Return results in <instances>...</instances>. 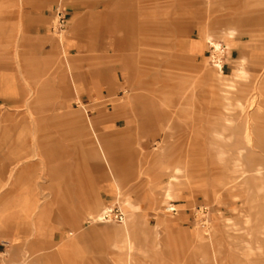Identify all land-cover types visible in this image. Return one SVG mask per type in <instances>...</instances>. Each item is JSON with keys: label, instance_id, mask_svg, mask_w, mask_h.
<instances>
[{"label": "rangeland", "instance_id": "rangeland-1", "mask_svg": "<svg viewBox=\"0 0 264 264\" xmlns=\"http://www.w3.org/2000/svg\"><path fill=\"white\" fill-rule=\"evenodd\" d=\"M40 4L60 5L71 19L64 32L52 30L54 43L35 68L22 69L21 105L0 108V211L10 201L21 226L14 245L5 244L11 235L0 231V264H118L126 254L104 250L113 249L109 236L122 224L96 219L118 206L128 221L130 209L117 202L113 178L119 195L136 201L138 237L152 249L138 264H264V0ZM224 17L233 21L229 28L236 26L230 48L220 30ZM208 22L211 40L202 53L182 54L173 44L176 25L182 40L201 41L199 26ZM50 24L54 29V19ZM251 33L261 34L253 46L259 53L248 59L249 78L240 79L225 111L219 80H232V58ZM215 45L223 46V61ZM78 59L79 71L73 68ZM64 73L82 87L76 90L71 77L63 84ZM90 122L107 135L112 174L92 137L75 134ZM221 151L225 166H254L260 180L250 172L238 181H245L241 189L227 186ZM17 162L20 183L5 185L3 171ZM173 182L174 199L164 204L161 189ZM8 191L13 195L6 200ZM26 201L32 203L27 212ZM76 238L86 249L82 256L69 250L63 260L49 258Z\"/></svg>", "mask_w": 264, "mask_h": 264}, {"label": "crops", "instance_id": "crops-1", "mask_svg": "<svg viewBox=\"0 0 264 264\" xmlns=\"http://www.w3.org/2000/svg\"><path fill=\"white\" fill-rule=\"evenodd\" d=\"M50 4H40L37 5V0H0V108H16L21 105V95L26 92L25 85L22 83L21 80V72L23 68H35V63L38 60H41L42 56L44 55V51L47 49V46H51L54 43V33L52 32L53 28L51 27L50 21L54 19V11L57 6H53L52 10H50ZM66 10V9H65ZM67 13L68 22L71 19V16L69 17V13ZM222 24L220 27L221 33L226 34V40L229 43V47L232 43H234L235 38L237 36L236 33V26L230 25L229 28L228 24L233 23L231 19L228 17H224L221 19ZM242 26H248L249 23L247 22H241ZM208 23L206 25L202 26V24L199 26L200 30L203 33V40L201 41H195V40H182L181 34L179 33V25H176L173 27L175 30H178L173 32V44L177 45L179 48V51L182 54H200L203 52V49L206 45V42L211 40V33L209 32ZM232 31L234 33L233 37L229 38L227 33L229 31ZM250 43L242 44L241 51L238 52V55L236 58H232L233 67H232V76L235 79L236 78V85L240 83V79L247 80L249 78V71L246 69V63L248 62V59L251 56H254V54H258L259 50L254 48V43L257 40V38L261 37V34H253L250 35ZM63 42V40H62ZM125 44V42H124ZM64 48V53L66 54V48ZM227 49V48H226ZM229 55L232 57L233 53H229ZM210 58V56L208 57ZM81 59L76 60L73 64V68L77 71H79L82 68ZM21 63H28V66H22ZM230 64V63H229ZM228 64V65H229ZM71 70V68H70ZM240 75V76H239ZM223 76H229V75H223ZM70 77L72 80V83L75 87V89H80L82 87V83L77 80H75L73 74L69 76L68 74H63L62 83L68 84L70 83ZM79 77V76H78ZM247 77V78H246ZM240 78V79H239ZM238 79V80H237ZM219 80V79H218ZM222 85V89L219 94V102L224 107V89H223V82L219 80ZM235 85V87H236ZM65 102H59V106L63 107L65 106ZM75 134L77 137L82 136H91L93 139V142L97 144V147L99 149V153L105 164L107 165L110 173H113V170L111 168V164L109 161V155L110 152L107 150V146H105V142H107V135H99L94 129L90 122V128H86L83 126L77 127ZM109 154V155H108ZM20 162H17L15 164H12V168L10 171L4 170V177L3 182L5 185L16 187L20 183L22 179V171L18 170L20 167ZM33 166H28L29 170ZM246 167V168H245ZM243 167L242 172L244 173V176L242 177V180L245 179V175L254 172L256 181L259 180L258 178V170L260 169H253L254 166L247 165ZM27 168V169H28ZM248 171V172H247ZM107 177V176H105ZM108 180V177L106 178ZM245 183V181H242ZM239 182V183H242ZM110 187L112 191L116 194L117 202L119 203V200H125L126 202L130 203L132 205V208H138V205L136 204V201H134L129 195L124 194L122 196L119 195L118 191V181L113 178L112 180H109ZM242 183V184H243ZM165 187V186H163ZM162 187V189H163ZM241 189L242 187H237ZM236 188V189H237ZM161 189V190H162ZM13 195L12 191H8L6 195L3 197L4 199H10ZM174 199V197L172 198ZM170 200L164 199V204L171 202ZM6 206L3 207V209L0 211V231L6 232L10 236L9 241H5V244H17L19 240V232L21 229L20 223L18 219L16 218V214L13 213L11 202L7 201L5 204ZM25 208L24 211L31 210L32 203L30 201H26L24 203ZM134 206V207H133ZM129 206H127L128 208ZM124 211L126 210V206L122 207ZM139 209V208H138ZM137 214L138 211L132 213L130 215L129 220V226L124 231L126 232L125 235L131 236L135 241L137 246H142L143 249H135V251L132 252V260H129V251L127 249H105V253L107 254H119V253H125V257H117L118 264L124 263V264H138V259L140 257H147L151 252L152 249H145L144 246L141 244L139 239V232H138V226H137ZM246 220V215L244 216ZM244 220V222H245ZM234 224H227L226 226L229 228H233ZM24 226V225H23ZM145 226V225H143ZM110 230V229H108ZM121 227L115 228V232L110 234L109 238L112 235H115L117 232L121 231ZM156 233V230L153 229ZM112 231V230H110ZM94 233V232H92ZM88 236V233L84 235V237ZM79 239H72L66 243H63L60 247L57 253H55L53 256H49V258H60L61 260L65 259L67 252L70 250L74 255H81L82 256V250L86 249H79L80 246H78ZM94 252L95 249H87V251ZM140 250V251H139ZM125 251V252H124ZM139 251V252H138ZM143 255V256H142ZM127 256V257H126ZM127 258V259H126ZM134 258V259H133ZM134 262V263H133Z\"/></svg>", "mask_w": 264, "mask_h": 264}, {"label": "bare ground", "instance_id": "bare-ground-1", "mask_svg": "<svg viewBox=\"0 0 264 264\" xmlns=\"http://www.w3.org/2000/svg\"><path fill=\"white\" fill-rule=\"evenodd\" d=\"M229 35H231V37H232L234 35V33L230 30ZM215 46H216L217 51H222L223 50V46H221V45H215ZM218 76L221 79H223L225 77V76H223V75H221L219 73H218ZM235 85H236V78L235 79L232 78V80L227 79V80L224 81V84H223V89H224L223 101L225 102L224 103L225 104L224 105L225 106V108H224L225 111H228L229 107L232 104L231 103L232 102V93L234 91ZM237 105L240 106L239 103ZM225 133H226V128L222 127L220 130H218L216 132V135H217L216 137L219 138L220 140L225 139ZM218 162L220 164L224 165L223 171H224V173L226 175L225 176L226 177V181H225L226 185L227 186H229V185L231 186V185L234 184V188L235 189L237 187H243L244 183L242 182L243 183L242 184V183H239L238 181L242 180V177L244 176V173L242 172V169H243L244 166L242 164H239V163H234V164H231L229 166L228 165L225 166V153L222 152V151L218 154ZM179 173H180V170H176L175 175H178ZM260 173H261L260 170H258V178H259V180L261 178V174ZM173 185H175V182H173L172 185H168V186L163 187L162 195H163V198L165 200H169V199L171 200L174 197ZM262 189L264 190V187ZM124 203H125L126 206H129L128 208L130 209L129 213L127 214L128 215V221H127V217H126L125 221L120 223V224H122V226H121L122 230L117 232L115 235L112 236L113 237L112 248L113 249H127L129 251V258H130L129 260H132V252L135 251V249H143V248H142V246H137L136 241L131 236H128V235L126 236L125 235L126 232H124V231L128 228V226L130 224L129 223L130 215L132 213L138 211V208L137 207L135 209L132 208V205L130 203H128V201L127 202L124 201ZM90 208L94 209L95 207L94 206H90ZM102 212H104V211H102ZM102 215H103L102 213L100 215H97L96 219L102 222V219H103ZM131 216H133V215H131ZM248 223H249V219L246 222V225ZM228 224L230 225L231 223H228ZM234 225H236V224H234ZM234 225H233V227H234ZM121 264H124V263H121Z\"/></svg>", "mask_w": 264, "mask_h": 264}, {"label": "built area", "instance_id": "built-area-1", "mask_svg": "<svg viewBox=\"0 0 264 264\" xmlns=\"http://www.w3.org/2000/svg\"><path fill=\"white\" fill-rule=\"evenodd\" d=\"M54 21H55V28L53 29L54 31L56 30L58 33L64 32L66 30V27L68 25V18H67V13L65 8L62 6H57L54 11ZM225 50L221 51L222 55V61L225 58L226 52ZM224 65V64H223ZM171 212H176L174 209ZM102 222L105 223H111V222H118L122 223L126 219L125 213L120 209V207L115 206L113 208H107L102 215Z\"/></svg>", "mask_w": 264, "mask_h": 264}]
</instances>
